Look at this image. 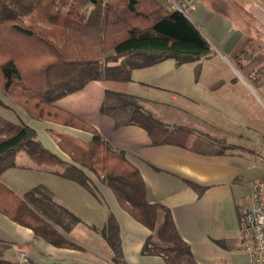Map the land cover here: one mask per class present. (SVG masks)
<instances>
[{"label":"trees","instance_id":"trees-1","mask_svg":"<svg viewBox=\"0 0 264 264\" xmlns=\"http://www.w3.org/2000/svg\"><path fill=\"white\" fill-rule=\"evenodd\" d=\"M211 55L208 41L194 22L160 0H0V91L38 120L90 135L83 142L58 135L57 154L42 145L35 129L0 116V178L15 167L20 153L38 170L86 189L96 177L149 230L143 255L161 257L164 264H198L190 245L180 237L171 211L149 202L140 170L93 125L57 101L94 81L129 82L134 70L165 59L181 66ZM108 101L117 106H106ZM120 108L130 109L127 119L113 113ZM102 113L116 118L118 126L146 129L155 144L173 143L179 133L137 106L129 95L108 92ZM199 144L214 152L223 147L207 139ZM0 213L56 248L80 249L62 233L70 230L64 224V214L69 212L52 201L45 187L21 196L0 180ZM101 234L117 262L126 264L120 222L112 213ZM10 247L0 240V264H19L5 258Z\"/></svg>","mask_w":264,"mask_h":264},{"label":"crops","instance_id":"crops-1","mask_svg":"<svg viewBox=\"0 0 264 264\" xmlns=\"http://www.w3.org/2000/svg\"><path fill=\"white\" fill-rule=\"evenodd\" d=\"M194 2L191 20L211 47L208 59L186 63L192 66L184 70L186 64L165 59L134 70L129 82H91L57 105L93 125L111 146L126 154L146 182L149 202L171 211L198 264H241L242 259L249 264L240 209L264 176V167L258 164L264 155V0ZM108 92L131 96L145 112L179 130L173 143L155 144L140 126H118L116 118L102 113ZM201 139L223 147L215 152L204 149ZM39 172L55 183L60 180L64 188L56 184L48 189L54 199L67 200L61 196L69 189L64 181H72ZM245 181L251 185L247 197L239 191Z\"/></svg>","mask_w":264,"mask_h":264},{"label":"rangeland","instance_id":"rangeland-1","mask_svg":"<svg viewBox=\"0 0 264 264\" xmlns=\"http://www.w3.org/2000/svg\"><path fill=\"white\" fill-rule=\"evenodd\" d=\"M88 8L92 7L88 6ZM191 66L192 64H186L182 66V69L191 68ZM136 76L139 74L136 73ZM128 112L130 109L127 108L113 111L121 120L127 119ZM0 116L12 123L32 127L36 130L37 139L42 145L57 154H60L55 143L59 139L58 135H66L79 142L89 138L83 132L36 119L1 91ZM260 160L258 164L264 167V155L260 157ZM39 171L24 153H20L15 158V167L8 169L0 180L19 195L35 187L48 189L54 188L57 184L64 188L60 180L59 184L55 183V179ZM64 182L68 184L69 189L67 188L66 195L64 193L61 196L66 197L67 200L63 198L64 200L60 202L52 196V201L69 212L64 214V224L69 225L70 230L62 231V233L67 239L79 245L80 250L83 251L66 252L51 246L42 238L30 237L28 229L14 224L0 213V240L11 244L5 255L6 259L19 264H120L101 234L103 224L112 213L120 222L123 248L127 256L126 264H164L160 259L141 253L148 231L122 208L114 192L107 185L99 182L96 177H93L89 189L73 182ZM40 183L43 184L40 185ZM250 187V182H243L239 190L240 194L242 196L249 194ZM80 192L87 195L79 194ZM89 200H94L95 205ZM22 253L26 256H22ZM240 262L247 264L245 259Z\"/></svg>","mask_w":264,"mask_h":264},{"label":"built area","instance_id":"built-area-1","mask_svg":"<svg viewBox=\"0 0 264 264\" xmlns=\"http://www.w3.org/2000/svg\"><path fill=\"white\" fill-rule=\"evenodd\" d=\"M160 1L190 19L196 9L194 0ZM240 219L242 245L248 255L249 264H264V176L253 185L250 196L240 209Z\"/></svg>","mask_w":264,"mask_h":264}]
</instances>
